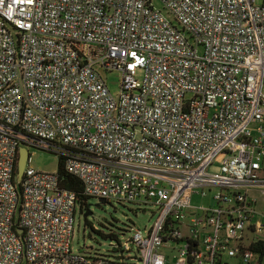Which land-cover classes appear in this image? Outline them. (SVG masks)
Returning <instances> with one entry per match:
<instances>
[{
  "label": "built area",
  "instance_id": "built-area-1",
  "mask_svg": "<svg viewBox=\"0 0 264 264\" xmlns=\"http://www.w3.org/2000/svg\"><path fill=\"white\" fill-rule=\"evenodd\" d=\"M30 149L155 225L75 253L77 194ZM263 163L264 0H0V264H264Z\"/></svg>",
  "mask_w": 264,
  "mask_h": 264
},
{
  "label": "rangeland",
  "instance_id": "rangeland-1",
  "mask_svg": "<svg viewBox=\"0 0 264 264\" xmlns=\"http://www.w3.org/2000/svg\"><path fill=\"white\" fill-rule=\"evenodd\" d=\"M156 6L162 9L157 3ZM107 84L115 96L120 93V84L122 75L119 72L109 74ZM31 162L30 166L39 171L57 172L59 166V157L55 154L35 149H30ZM264 167V163H263ZM212 174L220 172L219 166H213L210 170ZM200 194H194L191 200L193 207H208L213 204V198L217 191L209 188L197 189ZM206 193L202 196L201 193ZM257 200L258 210L264 213V196L259 193H253ZM86 211L91 215L84 217ZM159 215V209L152 204H133L106 202L101 203L99 200L91 198L89 208L84 212L80 209L76 213L75 233L72 240V248L75 253H85L89 251L92 255L105 256L113 258V246L119 241L131 236L132 229L142 231L150 230L155 225ZM87 221L89 222L87 225ZM105 235H115L117 239L104 238L97 232ZM230 264H238V260L227 259Z\"/></svg>",
  "mask_w": 264,
  "mask_h": 264
},
{
  "label": "trees",
  "instance_id": "trees-1",
  "mask_svg": "<svg viewBox=\"0 0 264 264\" xmlns=\"http://www.w3.org/2000/svg\"><path fill=\"white\" fill-rule=\"evenodd\" d=\"M57 172L60 177L62 188L73 191L77 194L78 207L80 211L84 212L85 210H88L90 198H87L84 195L83 183L81 182L79 178L69 174L66 171L63 159H59V166H58ZM88 223L89 222L87 221V225ZM97 233L102 235L104 238L117 239V237L113 234L105 235V234H102L101 232H97Z\"/></svg>",
  "mask_w": 264,
  "mask_h": 264
},
{
  "label": "water",
  "instance_id": "water-1",
  "mask_svg": "<svg viewBox=\"0 0 264 264\" xmlns=\"http://www.w3.org/2000/svg\"><path fill=\"white\" fill-rule=\"evenodd\" d=\"M28 159H29L28 150L25 148H22L20 150V157H19L18 164H17V175L15 177L16 182H19L22 179ZM100 202L105 203V201H103V200H100ZM89 215H91V212L86 211L84 214V217L87 218ZM18 233L22 234V230H20Z\"/></svg>",
  "mask_w": 264,
  "mask_h": 264
}]
</instances>
